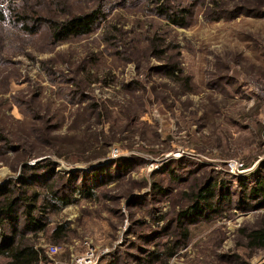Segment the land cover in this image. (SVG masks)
Returning a JSON list of instances; mask_svg holds the SVG:
<instances>
[{"label":"rangeland","instance_id":"1","mask_svg":"<svg viewBox=\"0 0 264 264\" xmlns=\"http://www.w3.org/2000/svg\"><path fill=\"white\" fill-rule=\"evenodd\" d=\"M56 1L17 2L25 17L0 24V185L41 202L53 182L72 200L39 204L46 229L27 237L41 264H264L241 234L264 226L263 208L177 214L194 185L231 175L226 162L243 164L235 177L264 159V0ZM88 13L91 33L55 36Z\"/></svg>","mask_w":264,"mask_h":264},{"label":"trees","instance_id":"2","mask_svg":"<svg viewBox=\"0 0 264 264\" xmlns=\"http://www.w3.org/2000/svg\"><path fill=\"white\" fill-rule=\"evenodd\" d=\"M22 1L24 0H0V24L10 22L14 17H25L20 14V10H17L21 8L15 5V3ZM48 1L52 5H57L56 0ZM96 15L101 17V14H98V12ZM96 15L88 13L87 15L78 16L65 22L55 23L53 26L55 36L63 38L71 34L91 33L96 23ZM172 21L178 23L176 18H172ZM261 135L264 137V133ZM98 149L94 147L93 149L86 150L90 152L86 159L90 160L98 155ZM91 165L94 167L96 163H92ZM258 168H261L263 174H259ZM213 174L215 175L216 173L213 171ZM254 174L258 176L254 182L255 185L248 186L251 182V176ZM89 175L87 174V178L92 179L90 180L91 187L95 188L96 183H100L108 177L109 171L99 168L96 173L92 174L93 176ZM231 175L222 173V175H219L220 181L218 182L207 185L211 181L209 180L205 186L201 183L194 185L197 189L187 192V200L192 202V204L189 203L191 204L190 206L181 209L177 214L182 217L181 219L198 223L206 220L205 216H209L210 212H216L217 209H221L223 206L232 205V201H237L238 203L242 199L248 201L247 203L255 209H264V159L256 171L245 172L235 177ZM98 180L99 182H97ZM52 183L48 185V191L42 196V201L45 202L43 210L54 208L57 211L63 205H67L72 201L60 196V193L52 188ZM157 186H159V183ZM5 188L6 186L3 188L0 185V257L4 259V264H41L43 260L47 259L43 254V249L37 248L35 244L31 243V239L27 237L29 233L35 234L43 231L47 226L46 214L40 213L42 210L39 204H42V201H39V192L35 189L33 191L36 192L31 195L29 191L25 190L24 192H19L17 195L15 188H9L8 190ZM89 191L92 190L80 188L75 192V195L82 193L83 195L93 196ZM232 191H236L237 193V195H232L234 200L229 197ZM221 204L223 205L222 207H220ZM187 231L184 228L179 229V233L184 239L190 238V234ZM52 234V240L60 242L61 237L66 236V230L64 226H60L55 228ZM241 234L248 240L250 248H264V226L252 230L243 228ZM171 256L170 251L165 254L166 259Z\"/></svg>","mask_w":264,"mask_h":264},{"label":"built area","instance_id":"3","mask_svg":"<svg viewBox=\"0 0 264 264\" xmlns=\"http://www.w3.org/2000/svg\"><path fill=\"white\" fill-rule=\"evenodd\" d=\"M258 94L264 98V89H258L257 90ZM263 123H264V116H263ZM242 163H237L236 161H228L225 164V169L227 170V172L231 173V174H238L240 173V168L242 167ZM58 252V248L56 246H51L48 249V253L51 255H55ZM83 258L81 260H78V264H82L83 263ZM85 263H89L88 261Z\"/></svg>","mask_w":264,"mask_h":264}]
</instances>
